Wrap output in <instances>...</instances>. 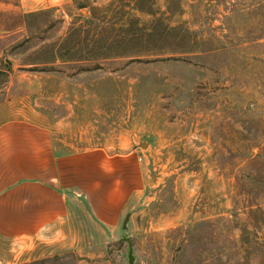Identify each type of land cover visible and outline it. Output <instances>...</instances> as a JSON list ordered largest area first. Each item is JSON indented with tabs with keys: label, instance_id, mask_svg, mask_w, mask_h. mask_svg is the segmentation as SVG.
Segmentation results:
<instances>
[{
	"label": "rangeland",
	"instance_id": "1",
	"mask_svg": "<svg viewBox=\"0 0 264 264\" xmlns=\"http://www.w3.org/2000/svg\"><path fill=\"white\" fill-rule=\"evenodd\" d=\"M84 2L0 0V102L129 161L119 217L95 216L103 178L73 188L65 220L0 237V264H264V0Z\"/></svg>",
	"mask_w": 264,
	"mask_h": 264
},
{
	"label": "crops",
	"instance_id": "2",
	"mask_svg": "<svg viewBox=\"0 0 264 264\" xmlns=\"http://www.w3.org/2000/svg\"><path fill=\"white\" fill-rule=\"evenodd\" d=\"M19 2L25 12L33 13L62 9L73 0ZM7 102H0V237L19 240L38 236L47 226L68 217L73 188L77 190L74 191L76 195L79 192L94 195L97 187L102 186V178L106 196L103 193L104 198L90 201L96 203L95 216L102 223L115 225L119 210L118 203L111 199V187L114 182L118 186V173L112 172L130 171L129 161L113 164L111 157L114 155L108 152H105L107 159L101 160V147L72 151L65 140L60 144L56 121L48 120L45 124L38 116L27 115L22 109L14 108L12 102ZM88 155H95V158ZM74 170H93L98 174H94L90 179L92 183L83 189L78 182L76 184L81 180L72 177ZM86 180L87 176L83 181Z\"/></svg>",
	"mask_w": 264,
	"mask_h": 264
},
{
	"label": "water",
	"instance_id": "3",
	"mask_svg": "<svg viewBox=\"0 0 264 264\" xmlns=\"http://www.w3.org/2000/svg\"><path fill=\"white\" fill-rule=\"evenodd\" d=\"M123 229H126V224L123 225ZM122 240L123 241H126L128 243V254H127V257H128V262L129 263H132L133 262V247H132V242L131 240L126 236V234H124L122 236Z\"/></svg>",
	"mask_w": 264,
	"mask_h": 264
},
{
	"label": "trees",
	"instance_id": "4",
	"mask_svg": "<svg viewBox=\"0 0 264 264\" xmlns=\"http://www.w3.org/2000/svg\"><path fill=\"white\" fill-rule=\"evenodd\" d=\"M73 3L77 6V8H84V7H86V5H85V2H84V0H73ZM139 9V11H142L143 9L142 8H138ZM71 31V30H70ZM73 33V32H72ZM70 34V33H69ZM93 44H95V42H93ZM100 57H96V58H93V59H99ZM89 60H92V59H90V58H88Z\"/></svg>",
	"mask_w": 264,
	"mask_h": 264
}]
</instances>
